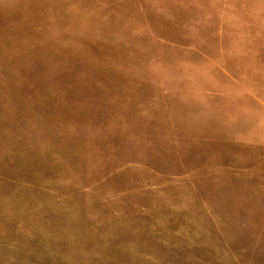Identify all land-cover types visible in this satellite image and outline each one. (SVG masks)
I'll use <instances>...</instances> for the list:
<instances>
[{"label": "rangeland", "instance_id": "obj_1", "mask_svg": "<svg viewBox=\"0 0 264 264\" xmlns=\"http://www.w3.org/2000/svg\"><path fill=\"white\" fill-rule=\"evenodd\" d=\"M0 264H264V0H0Z\"/></svg>", "mask_w": 264, "mask_h": 264}]
</instances>
